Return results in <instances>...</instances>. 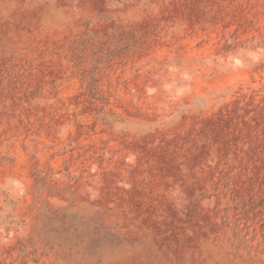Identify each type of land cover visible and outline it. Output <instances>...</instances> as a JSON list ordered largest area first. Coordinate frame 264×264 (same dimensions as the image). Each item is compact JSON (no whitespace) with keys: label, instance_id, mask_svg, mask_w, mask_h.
Segmentation results:
<instances>
[{"label":"rangeland","instance_id":"1","mask_svg":"<svg viewBox=\"0 0 264 264\" xmlns=\"http://www.w3.org/2000/svg\"><path fill=\"white\" fill-rule=\"evenodd\" d=\"M0 264H264V0H0Z\"/></svg>","mask_w":264,"mask_h":264}]
</instances>
